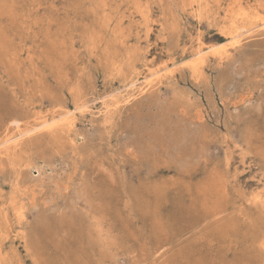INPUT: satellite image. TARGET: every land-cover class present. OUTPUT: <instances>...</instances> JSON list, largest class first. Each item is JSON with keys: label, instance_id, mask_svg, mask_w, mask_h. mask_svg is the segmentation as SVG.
Segmentation results:
<instances>
[{"label": "rangeland", "instance_id": "1", "mask_svg": "<svg viewBox=\"0 0 264 264\" xmlns=\"http://www.w3.org/2000/svg\"><path fill=\"white\" fill-rule=\"evenodd\" d=\"M263 15L0 0V264H264Z\"/></svg>", "mask_w": 264, "mask_h": 264}, {"label": "bare ground", "instance_id": "2", "mask_svg": "<svg viewBox=\"0 0 264 264\" xmlns=\"http://www.w3.org/2000/svg\"><path fill=\"white\" fill-rule=\"evenodd\" d=\"M205 7V6H204ZM221 7V6H220ZM93 9V8H92ZM95 11V10H94ZM262 11V10H261ZM170 13V12H169ZM261 14V13H260ZM203 15V14H202ZM250 16V15H249ZM248 16V17H249ZM264 16V15H263ZM229 17V16H228ZM252 18V17H251ZM24 19V18H23ZM259 20V19H258ZM240 21H242V20H240ZM239 21V22H240ZM255 23V22H254ZM242 24V23H241ZM248 24H251V23H248ZM255 24H258V23H255ZM239 25V24H238ZM249 26V25H248ZM250 27V26H249ZM261 27H263V29H264V20L262 21V24H261ZM104 29V28H103ZM210 30V29H209ZM260 32V31H259ZM102 33V32H101ZM243 33V32H242ZM256 33V32H255ZM239 36H240V34H238L237 32H230L229 33V41L230 42H232L231 43V45H237V44H239ZM242 49V48H241ZM208 50H210V49H208ZM171 51V50H170ZM225 52V51H224ZM202 53H203V51H202ZM198 55H200V53H197ZM197 56V55H196ZM205 65V64H204ZM203 65V66H204ZM37 69V68H36ZM39 70V69H38ZM154 75H156V74H154ZM155 79L156 78H152V79H150V80H147V81H145V83H144V86L145 87H151L152 86V84H153V82L155 81ZM197 80V79H196ZM145 95V94H144ZM245 103V102H244ZM246 104V103H245ZM83 106H81V108H82ZM85 107V106H84ZM78 110V109H77ZM109 110V109H108ZM85 111H87V108L85 107V109H84V111L82 110L81 111V113H84ZM66 113H68V112H66ZM69 114V113H68ZM63 115V114H62ZM64 115H65V113H64ZM60 116V115H59ZM59 118V117H58ZM60 119V118H59ZM52 120V119H51ZM57 120V119H56ZM61 121V120H60ZM59 122V121H58ZM62 122V121H61ZM70 122V121H69ZM42 124H43V126H45V124H46V120H44V121H42L41 122ZM50 123V122H49ZM55 123V122H54ZM60 123V122H59ZM63 123V122H62ZM55 125H56V123H55ZM41 126V125H40ZM73 126H74V123L72 122L71 124H69L68 125V130H70V129H72L73 128ZM65 127V126H64ZM58 127L57 126H49L46 130L47 131H54V130H56ZM18 129H21V127L20 128H18ZM59 129V128H58ZM25 131V130H24ZM32 131V130H31ZM74 131V130H73ZM22 133V132H21ZM23 134V133H22ZM21 134V135H22ZM26 135V134H25ZM24 136V135H23ZM22 137V136H21ZM16 141H18V139L16 140ZM7 142V141H6ZM19 141H18V143H14V145L15 146H13V148L15 149L16 147H18L19 146ZM11 148V147H10ZM8 159V158H7ZM107 169V168H106ZM24 173V172H23ZM106 174V173H105ZM147 182V181H146ZM156 184V183H155ZM147 188V187H146ZM150 188V187H149ZM62 190V189H61ZM148 190V189H147ZM132 194V193H131ZM244 197H245V195H244ZM255 203H257V202H255ZM39 206V205H38ZM254 207V206H253ZM46 209V208H45ZM39 211V210H38ZM40 212V211H39ZM70 213V212H69ZM242 213V212H241ZM39 214V213H38ZM239 214H240V212H239ZM245 214H247V213H245ZM45 215V214H44ZM71 215V214H70ZM61 216V215H60ZM69 216V215H68ZM242 216V215H241ZM70 217V216H69ZM38 219V218H37ZM31 221V220H30ZM39 221V220H38ZM32 223V222H31ZM191 223V222H190ZM250 224V223H249ZM33 228H34V226H32ZM196 228V227H195ZM215 229V228H214ZM214 229H212V230H214ZM211 230V231H212ZM264 230V229H263ZM239 232V231H238ZM262 232V231H261ZM260 232V233H261ZM34 233H35V231H34ZM65 233V232H64ZM216 234V233H215ZM239 234V233H238ZM220 235V234H219ZM241 235V234H240ZM228 236V235H227ZM256 236V235H255ZM205 237V236H204ZM246 237V236H245ZM225 239V238H224ZM197 240V239H196ZM214 241V240H213ZM247 241V240H246ZM223 243V242H222ZM224 245V244H223ZM40 247H42V246H40ZM232 247V246H231ZM222 248V247H221ZM243 249V248H242ZM36 250V249H35ZM233 250V249H232ZM42 251V250H41ZM61 251V250H60ZM238 251H240L239 249H238ZM234 252V251H233ZM163 253V252H162ZM37 254V253H36ZM161 258V257H160ZM2 261V260H1ZM80 261V260H79ZM4 262V261H3ZM235 262V261H234ZM3 264V263H2ZM239 264V263H238ZM243 264V263H242Z\"/></svg>", "mask_w": 264, "mask_h": 264}]
</instances>
